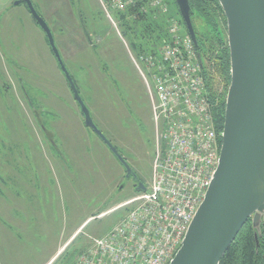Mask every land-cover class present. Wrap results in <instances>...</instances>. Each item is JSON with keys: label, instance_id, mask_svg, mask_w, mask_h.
<instances>
[{"label": "rangeland", "instance_id": "374dc122", "mask_svg": "<svg viewBox=\"0 0 264 264\" xmlns=\"http://www.w3.org/2000/svg\"><path fill=\"white\" fill-rule=\"evenodd\" d=\"M17 1L0 0V264H47L82 226L65 246L68 250L50 263L74 264L118 224L124 212L115 211L116 204L134 197L132 182L84 127L44 33ZM167 1L175 15L176 6ZM31 2L53 32L94 123L149 183L154 140L150 105L117 22L102 13L96 0ZM81 26L90 33V44ZM116 82L125 99L131 96L128 108L112 91ZM212 84L220 93L229 87L217 73Z\"/></svg>", "mask_w": 264, "mask_h": 264}, {"label": "built area", "instance_id": "2783aa9c", "mask_svg": "<svg viewBox=\"0 0 264 264\" xmlns=\"http://www.w3.org/2000/svg\"><path fill=\"white\" fill-rule=\"evenodd\" d=\"M111 21L144 3L167 17L168 39L153 54L130 60L143 81L153 123V158L145 192L121 203L128 209L74 264H169L217 168L221 138L218 99L210 98L188 34L169 17L167 0H96Z\"/></svg>", "mask_w": 264, "mask_h": 264}, {"label": "water", "instance_id": "95a60500", "mask_svg": "<svg viewBox=\"0 0 264 264\" xmlns=\"http://www.w3.org/2000/svg\"><path fill=\"white\" fill-rule=\"evenodd\" d=\"M226 21L230 82L225 98L217 168L181 245L169 264H219L250 220L256 252L264 223V0H217ZM193 45L197 42L188 0H174ZM24 3L44 33L48 47L79 107L83 125L105 145L125 172L129 164L94 123L56 47L53 34L35 10ZM202 67L201 58L198 57ZM136 193L145 192L137 182Z\"/></svg>", "mask_w": 264, "mask_h": 264}, {"label": "trees", "instance_id": "16d2710c", "mask_svg": "<svg viewBox=\"0 0 264 264\" xmlns=\"http://www.w3.org/2000/svg\"><path fill=\"white\" fill-rule=\"evenodd\" d=\"M172 2L176 6L174 0H172ZM188 3L191 9L190 11L191 24L197 42V46L195 47L193 45V47L195 49L197 59L198 57H200L202 61V67L200 66L201 75L205 82L207 93L209 97L212 99L215 98V96L216 97L220 96L218 99L219 109L217 111L218 113L217 117H219L220 122L219 125L217 126V129L218 131H222L223 113L225 108V98H226L227 90H224L221 93L217 92L214 89L212 83H213V74L216 73L217 75L220 76V78L224 82L225 87H228L230 82V62H229V49L227 44L225 17L217 0H188ZM39 16L41 15L39 14ZM113 17L114 20L117 22L118 27L121 31L120 34L121 37L127 43L129 52L132 53V55L135 57H138L141 54H146V53L153 54L154 52H156V50H158L161 43L168 39V31H167L168 18L165 16H157V15L155 16L154 11L150 10L144 3L138 4L135 8H131L124 13H114ZM169 17L170 18L173 17L175 19L177 18L179 24L183 26L185 34H187L185 25L179 15L178 8L175 15H172L169 11ZM81 23L82 25H84L82 19H81ZM79 29L86 44L88 43L90 44L92 41V37L90 33L86 31L83 26H81V28ZM94 32L96 33V31ZM129 60H130V56H129ZM132 66L134 68V71L137 73L133 64ZM70 75L80 94L79 87L77 86L74 77L72 76L71 73ZM138 77L144 87V90L146 92V97L148 99L146 87L139 75ZM39 127L40 129L44 130L43 124L40 123V121H39ZM47 132L49 133V131ZM115 148L117 149L116 146ZM135 194L137 193L134 192V195ZM0 195L2 196L1 191H0ZM126 200H122L120 203L125 202ZM120 203L118 202L117 204ZM127 210L128 209H123L124 214L127 212ZM120 217L121 216H119V218ZM122 218L123 216L120 218V220ZM258 241H259V248L258 251L256 252L255 241L253 238V230L251 227V221L249 220L242 227V229L236 236L235 240L229 246V248L227 249L224 257L222 258L219 264H264V223L262 224L261 237L258 239ZM67 247L65 248L64 251H62L59 257H61V255H63L66 252V250H68Z\"/></svg>", "mask_w": 264, "mask_h": 264}, {"label": "flooded vegetation", "instance_id": "af4514ba", "mask_svg": "<svg viewBox=\"0 0 264 264\" xmlns=\"http://www.w3.org/2000/svg\"><path fill=\"white\" fill-rule=\"evenodd\" d=\"M114 85V89L112 90L113 91V93L119 98V100H120V102H121V104L122 105H124L125 106V108H128V105H129V101L131 100V96L129 95H127L126 94V99H125V96L123 95V91H122V88H121V86H120V84L119 83H114L113 84ZM104 92L107 94V92H108V90L107 89H105L104 90ZM84 101V100H83ZM85 102V101H84ZM86 104V103H85ZM87 106V105H86ZM87 108H88V106H87ZM89 109V108H88ZM218 109H219V104H218V106H217V111H218ZM32 113H33V110L31 111ZM218 114V113H217ZM217 114H216V116H215V124H216V126H218L219 125V122H220V120H219V117H217ZM34 117L36 118V121H35V123L36 124H38V126H39V121H37V119H38V117H36L35 115H34ZM97 126V125H96ZM44 134H45V137H46V140H48L49 142H51L52 141V138L50 137V134L47 132V131H44ZM106 137V136H105ZM107 138V137H106ZM108 139V138H107ZM109 140V139H108ZM110 141V140H109ZM114 146V145H113ZM115 147V146H114ZM118 149V148H117ZM119 153H120V151L119 150H117ZM120 155H121V153H120ZM122 156V155H121ZM123 157V156H122ZM124 158V157H123ZM124 160L127 162V160L124 158ZM128 163V162H127ZM130 166V165H129ZM131 167V166H130ZM123 169V168H122ZM131 169H132V167H131ZM132 171H133V173L135 174V176H136V178H137V180L139 181V182H141L142 184H143V186L145 187V190L147 189V185H148V183H146V182H144L141 178H139V176L135 173V171L132 169ZM123 176H124V179H125V172H124V170H123ZM128 181H131L132 183V189H133V192H135V190H136V188H137V186H138V184H137V182L138 181H136V180H134V179H132V178H130Z\"/></svg>", "mask_w": 264, "mask_h": 264}, {"label": "crops", "instance_id": "0c3cea01", "mask_svg": "<svg viewBox=\"0 0 264 264\" xmlns=\"http://www.w3.org/2000/svg\"><path fill=\"white\" fill-rule=\"evenodd\" d=\"M151 122H152V120H151ZM127 201V200H126ZM123 203V202H122ZM121 204V203H120ZM117 205H119V204H117ZM115 211H117V210H115ZM115 211H112V212H115ZM111 212V213H112ZM122 215L123 214H120L119 216H121L122 217ZM120 217V218H121ZM123 217H124V215H123ZM120 218H119V221H120ZM90 219H88V221H89ZM86 223V222H85ZM82 227V226H81ZM80 227V228H81ZM80 228L71 236V238L62 246V247H60L59 249H58V251H57V253L55 254V256L47 263V264H50L51 263V261H53L55 258H56V256L59 254V253H61L62 252V250L65 248V246L70 242V240H72L74 237H75V235H76V233L80 230Z\"/></svg>", "mask_w": 264, "mask_h": 264}]
</instances>
